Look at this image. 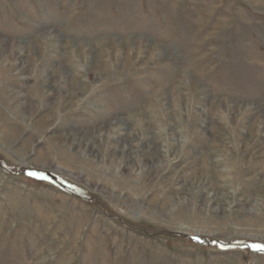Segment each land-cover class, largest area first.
<instances>
[{
	"label": "rangeland",
	"instance_id": "374dc122",
	"mask_svg": "<svg viewBox=\"0 0 264 264\" xmlns=\"http://www.w3.org/2000/svg\"><path fill=\"white\" fill-rule=\"evenodd\" d=\"M252 245L264 0H0V264H264Z\"/></svg>",
	"mask_w": 264,
	"mask_h": 264
},
{
	"label": "water",
	"instance_id": "95a60500",
	"mask_svg": "<svg viewBox=\"0 0 264 264\" xmlns=\"http://www.w3.org/2000/svg\"><path fill=\"white\" fill-rule=\"evenodd\" d=\"M43 175V174H42ZM49 180H51L52 182H54L55 184H57L58 186H60V187H62V188H66V186L64 185V184H62V183H60V182H57L56 180H54V179H52V178H50L49 176H46ZM142 231H145L144 229H142ZM166 232L165 231H163V232H161V234H165ZM153 235H156V234H153ZM180 235H182V236H185V237H188L189 235H187V234H184V233H182V234H180ZM189 237H191V236H189Z\"/></svg>",
	"mask_w": 264,
	"mask_h": 264
},
{
	"label": "snow or ice",
	"instance_id": "6c2138e0",
	"mask_svg": "<svg viewBox=\"0 0 264 264\" xmlns=\"http://www.w3.org/2000/svg\"><path fill=\"white\" fill-rule=\"evenodd\" d=\"M30 175H34V173H29ZM252 247L259 251H264V245H252Z\"/></svg>",
	"mask_w": 264,
	"mask_h": 264
},
{
	"label": "bare ground",
	"instance_id": "6f19581e",
	"mask_svg": "<svg viewBox=\"0 0 264 264\" xmlns=\"http://www.w3.org/2000/svg\"><path fill=\"white\" fill-rule=\"evenodd\" d=\"M74 87V86H73ZM68 135V134H67Z\"/></svg>",
	"mask_w": 264,
	"mask_h": 264
}]
</instances>
